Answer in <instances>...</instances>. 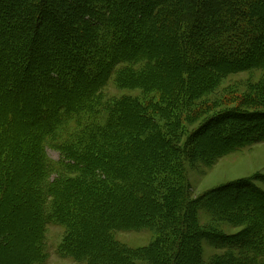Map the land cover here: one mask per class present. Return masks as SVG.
<instances>
[{"label":"trees","instance_id":"trees-1","mask_svg":"<svg viewBox=\"0 0 264 264\" xmlns=\"http://www.w3.org/2000/svg\"><path fill=\"white\" fill-rule=\"evenodd\" d=\"M258 71L264 0H0V264H39L49 224L75 261L136 264L113 236L143 226L157 237L142 259L194 264L201 239L224 234L199 228L183 153L198 138L218 156L264 142V84L237 106L213 103L224 110L188 102ZM253 181L203 199L262 214ZM135 184L159 194L135 203ZM235 220L232 250L264 256L262 218Z\"/></svg>","mask_w":264,"mask_h":264},{"label":"rangeland","instance_id":"rangeland-1","mask_svg":"<svg viewBox=\"0 0 264 264\" xmlns=\"http://www.w3.org/2000/svg\"><path fill=\"white\" fill-rule=\"evenodd\" d=\"M260 84H264L263 71L226 77L222 79L221 86L217 90L210 92L209 95L194 97V101L188 99V107L191 110V114H199L204 109H209V111L215 109L224 110L225 106L215 107L213 103L231 107L237 106L244 95L256 93ZM206 116L207 114L201 119L198 118L195 121V125L198 126ZM203 147L199 142V138L189 142L183 153L184 165L182 169L185 171V176H183L182 182L187 183L190 200L198 198L193 205V215L197 218L199 228L212 231L213 235L216 233L224 235L220 237L219 242L213 241L212 238H202L200 242L202 256L197 258L194 264H264V256L262 255L248 250L239 252L232 250V241L234 240L232 237L237 236L245 227L239 221L236 222L235 218L240 215L245 216L249 211L253 212L262 218L264 228V213L260 214L249 202L246 205L244 202L225 201L230 214L229 212H223L219 201L211 200L209 197L203 199L207 191L229 181L247 177H254L255 181L253 182L264 190V179L257 178L260 175L264 176V142H256L253 145H248L220 156L204 151ZM49 155L52 159L59 158V154L51 149L49 150ZM22 189L24 188L22 187L20 190ZM135 190L145 194V197L137 198L135 203L147 199L146 195L149 193L159 194L156 191L137 186L136 184ZM156 232L151 228L140 226L133 231H117L113 238L117 241V248L123 247L128 252L124 254L131 256L136 264H152L150 260L142 259V257L148 256L146 255L147 251L145 253L144 250L140 249L150 242L153 243L157 237ZM63 236L64 228L57 224H49L47 226L43 239L47 256H44V259L39 261V264H89L86 261H75L70 254H66L62 248ZM250 239L253 241L252 237ZM132 248L135 251H129ZM147 254L152 256V252Z\"/></svg>","mask_w":264,"mask_h":264}]
</instances>
